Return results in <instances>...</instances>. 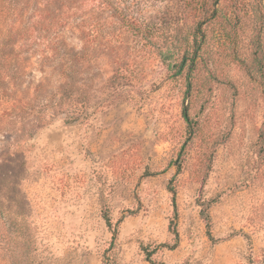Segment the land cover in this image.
Wrapping results in <instances>:
<instances>
[{"label": "rangeland", "instance_id": "374dc122", "mask_svg": "<svg viewBox=\"0 0 264 264\" xmlns=\"http://www.w3.org/2000/svg\"><path fill=\"white\" fill-rule=\"evenodd\" d=\"M214 1L0 0V264H264V0Z\"/></svg>", "mask_w": 264, "mask_h": 264}, {"label": "trees", "instance_id": "16d2710c", "mask_svg": "<svg viewBox=\"0 0 264 264\" xmlns=\"http://www.w3.org/2000/svg\"><path fill=\"white\" fill-rule=\"evenodd\" d=\"M220 0H215L214 3L217 5ZM222 1V0H221ZM232 5L234 6L233 9L237 8L240 12H242V15L246 18L255 19L262 21L263 18V12L261 8V4L259 3V0H231ZM248 11L252 12V14H249ZM215 12V11H214ZM213 12V14H214ZM232 19L235 21L236 29L240 28L242 30V27H244L240 23V17L235 15V13H232ZM215 18L214 15H212L211 19ZM234 26V27H235ZM234 27H231L229 30H234ZM198 30V29H197ZM202 31L199 29L197 31V34H194L192 36L191 40V49L189 51H186L185 54L181 57V59L175 63L176 68V74L181 75L184 70H186V79L190 76L191 71L193 69V66H197L196 59L198 58L199 52H201V49L204 44V36L200 35ZM250 47H251V53H250V64L247 68H245L247 77H249V80L252 81V83H262L261 88H264V47L262 45L261 38L259 36H255L251 38L250 40ZM242 54V53H241ZM234 59L237 60L239 63L246 62L243 57L238 55V53H233ZM189 79V78H188ZM188 94L191 90L190 84L187 82L186 84ZM183 118L186 121V123H190V119L188 118L187 112L185 109H183ZM206 222L208 221L207 218L204 219ZM105 224L108 228H110L111 223L109 220L106 219Z\"/></svg>", "mask_w": 264, "mask_h": 264}]
</instances>
